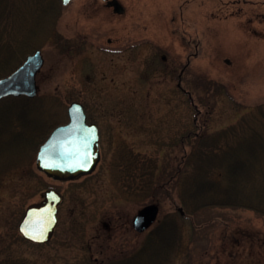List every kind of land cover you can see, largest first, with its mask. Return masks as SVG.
<instances>
[{
    "label": "rangeland",
    "instance_id": "1",
    "mask_svg": "<svg viewBox=\"0 0 264 264\" xmlns=\"http://www.w3.org/2000/svg\"><path fill=\"white\" fill-rule=\"evenodd\" d=\"M121 1L126 7L119 18L121 56L91 44L73 56L69 31H50L53 26L67 29L70 7L62 9L54 25L58 6L53 0H13L7 7L6 33L23 41L12 63L20 64L38 48L45 62L37 76L38 94L16 100L0 115L1 142L17 143L12 137L27 133L0 159V264H98L104 237L95 229H103L108 217L121 220V259L110 257L105 263L130 264L135 254L126 261L123 257L150 237L149 230L136 231L133 219L154 200L146 179L152 175L142 174V185L141 173L121 170L122 149L140 153L146 161L143 172L161 180L189 148L190 130L221 129L264 102V0ZM162 15H173L172 32L160 27ZM108 20V27L116 21ZM135 21L139 29L133 28ZM196 50L179 86L186 56ZM214 81L219 84L213 86ZM75 100L100 126L101 160L90 174L56 180L38 169L37 150L57 124L68 120V106ZM129 175L137 188L122 185ZM48 187L62 191L64 198L53 238L37 244L22 237L18 224ZM159 193L160 218L173 213L180 227L172 264H264L263 214L229 206L188 213L175 189L173 198ZM181 206L186 213L179 217Z\"/></svg>",
    "mask_w": 264,
    "mask_h": 264
},
{
    "label": "trees",
    "instance_id": "2",
    "mask_svg": "<svg viewBox=\"0 0 264 264\" xmlns=\"http://www.w3.org/2000/svg\"><path fill=\"white\" fill-rule=\"evenodd\" d=\"M12 1L0 0V76L17 66L12 63L13 56L19 52L23 43L22 37L15 40L14 32L6 33L11 20L7 18V7ZM13 46L16 48L14 51L11 50ZM210 83L213 86L219 84L217 81ZM25 98L28 99L26 96H9L3 99L5 101L1 100L7 107L2 108L0 105V115L9 111V105L12 106L16 100ZM24 134L19 131L12 139L21 143L23 137H27V133ZM186 138L189 140V148L178 157L174 166L166 169V175L160 181L156 180L153 172H143L146 161L140 153L129 147L122 149L121 170L132 171L133 176L135 172L141 173L139 181L142 185L145 183L142 174L152 175L146 179L149 178L147 183L152 185L154 201L163 200V192L159 193L162 190L166 198H173L172 191L175 189L188 213L215 206H229L251 209L264 215V102L246 110L237 121L226 127L213 131L203 126L198 131L190 130ZM17 143L12 140L0 141V159L7 157L6 153L15 149ZM0 174L3 173L0 171ZM127 179L128 183L123 182L122 185L137 188V182L131 179V175ZM157 184L159 187L153 186ZM177 212L179 217L183 216L181 210L177 209ZM172 215L169 212L160 218L156 224L158 231L151 237V242L130 257V264L171 262V254L180 242V227ZM181 242L183 248V237Z\"/></svg>",
    "mask_w": 264,
    "mask_h": 264
},
{
    "label": "water",
    "instance_id": "3",
    "mask_svg": "<svg viewBox=\"0 0 264 264\" xmlns=\"http://www.w3.org/2000/svg\"><path fill=\"white\" fill-rule=\"evenodd\" d=\"M44 63L41 50L29 54L10 73L0 77V99L9 95L34 97L38 92L37 72ZM70 119L55 127L40 145L36 163L38 169L54 179L67 180L91 172L100 160L99 131L96 123L86 122L83 105L75 101L69 106ZM62 193L51 187L41 200L32 202L19 223V230L26 239L48 241L58 221ZM181 208V207H180ZM182 210V209H181ZM159 205L146 204L136 213L133 225L143 231L157 218ZM30 233L44 239H32Z\"/></svg>",
    "mask_w": 264,
    "mask_h": 264
},
{
    "label": "flooded vegetation",
    "instance_id": "4",
    "mask_svg": "<svg viewBox=\"0 0 264 264\" xmlns=\"http://www.w3.org/2000/svg\"><path fill=\"white\" fill-rule=\"evenodd\" d=\"M53 2H56L58 6V10L55 12L53 17V25L59 21L62 13V9L64 7H70L68 13L70 20L67 29H64V27L61 28V27L53 26L50 31L60 32L61 31L60 29H63L67 32L69 31L68 48H69V52L73 56L79 52L84 51V49L87 46H89V44L95 45L96 49H99L100 51L101 50L103 52L109 51L110 54L114 52L116 55L121 56V19L119 18H121V14H124L126 12V7L121 0H68L67 2H65L64 0H53ZM109 17L111 19L114 18V20H116L115 22L116 23L119 22V23L115 24L114 22L111 26L108 27L106 24H108L107 22L109 21L108 20ZM159 20H160L159 21L160 27L165 29V32H167L168 30H171L170 32H172L173 27L171 23L173 21V15L170 17V19L168 16L162 15L159 18ZM132 24H133V28L136 27L134 29L140 28L139 27L140 25L137 24L136 21L133 22ZM196 48L198 50V44L196 45ZM197 50L194 53L193 52L188 53V55L186 56V62L179 73V77H180L178 82L179 86H181V81H182L181 77L185 73V70L187 69V66L191 61V58L194 55H198ZM161 57L164 60V62L169 60L168 55L165 53H163ZM44 60H45V56H44ZM87 60H89L90 64L93 65L91 59L87 58ZM88 77H91V73L88 74ZM85 111H86L87 122L97 123L100 132V126L98 122L91 121L92 119H90L86 108ZM62 196L64 198L63 192H62ZM60 206H59V212H60ZM59 212H58V222H59ZM103 224H104L103 229H100L99 227L95 229L96 236L104 237L101 243H99V246H101L99 248V253L103 254L104 257H102V260H100L98 264H106L105 260L110 257H114V258L116 257L117 259H121V220H119V218L108 217V219H106ZM57 225L55 227V230L57 228ZM55 230L53 232V236L55 234ZM146 230L150 231V235H149L150 237H152L158 231L155 224H152L144 231ZM138 232H143V231H138ZM150 240L151 238L147 237V242H145V244H143L136 252L128 256H125L127 258L123 257L122 260L123 261H126L127 259L129 260L130 257H132V255L138 254L139 251H142L144 248L148 246V243L151 242ZM90 248L92 249L91 245ZM98 257L99 256H96L95 258L98 259Z\"/></svg>",
    "mask_w": 264,
    "mask_h": 264
},
{
    "label": "snow or ice",
    "instance_id": "5",
    "mask_svg": "<svg viewBox=\"0 0 264 264\" xmlns=\"http://www.w3.org/2000/svg\"><path fill=\"white\" fill-rule=\"evenodd\" d=\"M65 2H67V0H65ZM26 235H31L30 233H25ZM31 238L32 239H44V238H46V237H43V236H40V237H37V236H35V235H31Z\"/></svg>",
    "mask_w": 264,
    "mask_h": 264
}]
</instances>
